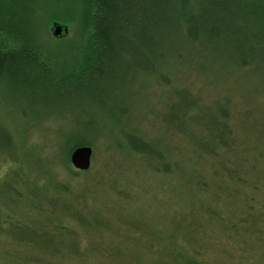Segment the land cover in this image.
I'll return each mask as SVG.
<instances>
[{"label": "trees", "instance_id": "obj_1", "mask_svg": "<svg viewBox=\"0 0 264 264\" xmlns=\"http://www.w3.org/2000/svg\"><path fill=\"white\" fill-rule=\"evenodd\" d=\"M72 1L76 7L71 11L78 10L77 23L85 42L82 49L53 62L31 45V30L42 11L39 9L45 7L43 0H0V82L27 87L34 94L31 102L37 108H45L42 110L47 114L55 111L66 114L74 106L83 115L94 116L87 121L78 120L74 127L69 122L71 131L59 140V148L65 153L60 152V162L68 165V154L78 146L95 148L94 133L107 136L112 132L113 140L121 136L114 141L121 150L132 154L134 161L145 163L155 173L175 174L176 168L200 165L191 157L173 155L152 143L140 135L132 120L123 122L130 116L125 90L130 96L136 95L134 88L145 77L169 85L168 73L174 72H170L173 63L187 56H209L212 62L221 63L219 58L226 55L229 58L226 64L234 67L264 68V0ZM57 17L66 19L65 11L58 12ZM68 37L69 33L57 38ZM185 51L190 54L185 55ZM140 73L144 74L141 78ZM256 73V76L263 75ZM184 104L190 105V101ZM22 113V117L29 115L27 110ZM223 129L232 133L231 123L225 121ZM213 137L214 134L211 139L216 144L204 159L212 169L216 165L228 168L227 174L232 177L239 175L242 167L264 164H259L260 160L264 161V140L255 149L257 152L251 154L249 147H240L236 157L229 158L225 153L224 161L216 164L220 151L226 147L225 140ZM20 143L0 124V148L10 153L12 160L5 167L0 163V264H66L65 260L71 256L86 264L91 257L84 241L91 245L95 237L90 234L100 231L102 226L107 229L110 226L98 222L97 208L90 206L84 197L80 205L79 199L75 204L70 195H62L70 187L58 180L51 158L40 156L35 163L31 159L26 170L21 158L24 147ZM73 171L89 174V170ZM211 173L219 174L215 170ZM228 175L221 181L232 180ZM237 181L250 184L241 176ZM199 182L203 191L211 187L206 180ZM245 201L249 209L248 199ZM219 222L226 229H240L222 216ZM132 224L135 227L130 230H135L137 223ZM140 229L144 235L127 237L126 231L120 239L134 241L129 246L148 247L153 237ZM191 235L189 231L181 234L188 241ZM179 236L174 234L169 239L178 241ZM197 238L201 242V237ZM169 239L159 238L165 246L151 251L156 256L152 263L204 264L199 258L200 252L186 250L176 242H173L176 246H171Z\"/></svg>", "mask_w": 264, "mask_h": 264}, {"label": "rangeland", "instance_id": "obj_2", "mask_svg": "<svg viewBox=\"0 0 264 264\" xmlns=\"http://www.w3.org/2000/svg\"><path fill=\"white\" fill-rule=\"evenodd\" d=\"M43 2L45 7L39 9L42 11L31 30V45L39 49L45 59L63 60L71 52L82 49L85 42L77 23L78 10L71 11L75 6L72 0ZM61 11H65L66 19L57 17ZM54 21L68 26V38L53 35L51 24ZM227 57L221 56L218 63L212 62L209 56H187L173 63L170 72H174L168 73L169 85L145 77L143 82L139 79L138 88H134L136 95L130 96L125 90L130 116L123 122L132 120L140 135L152 143L173 155L191 157L200 164L176 168L175 174L155 173L145 163L134 161L132 154L124 152L114 142L121 136H114L113 140L112 132L107 136L101 132L93 134L95 148L91 146L94 155L87 170L89 174L74 172L71 153L68 165L60 162L63 152L59 140L71 131L69 122L74 127L78 120L87 121L94 116L83 115L74 106L66 114L56 111L47 114L42 110L45 108H37L31 102L34 94L29 93L27 87L0 82V124L23 144L21 158L27 166L25 169L28 170L31 159L35 163L40 156L51 158L58 180L70 187L61 192L62 195H70L75 204L79 199L80 205L84 197L90 206L97 208L98 222L110 226L108 229L102 226L100 231L90 234L95 237L93 247L84 241L91 257L86 264H155L152 262L156 256H152L151 251L165 246L159 238L168 240L174 234L180 236L173 242L186 250L200 252L199 258L204 264H264V164L242 167L239 175L231 177L227 174L228 168L216 165L212 169L204 162L210 148L216 144L211 139L212 134L217 140H225L226 147L220 151L216 164L224 161L225 153L229 158L236 157L240 147H249L251 154L257 152L255 149L264 140V68L234 67L226 64ZM256 71L263 74L261 78L256 76ZM143 75L140 73L139 78ZM185 101H190V105L184 106ZM23 110H27V117H22ZM225 114H228L226 119ZM94 115L101 121L99 114ZM225 121L232 125L230 134L223 129ZM11 161L10 153L0 148V163L5 167ZM262 163L264 161L260 160L259 164ZM212 170L219 174L213 175ZM227 175L232 180L221 181ZM238 176L248 179L250 184L238 182ZM199 180L208 181L211 187L201 190ZM219 216L240 229H226L220 224ZM134 221L137 228L130 230L135 227ZM140 227L145 229L146 236L153 237L148 247L129 246L128 243L134 241L120 239L126 231L127 237L144 235ZM185 231L192 233L189 241L188 237L181 236ZM194 236L196 239L200 236L201 242L193 239ZM173 242L171 246H176ZM65 263L81 262L71 256Z\"/></svg>", "mask_w": 264, "mask_h": 264}, {"label": "water", "instance_id": "obj_3", "mask_svg": "<svg viewBox=\"0 0 264 264\" xmlns=\"http://www.w3.org/2000/svg\"><path fill=\"white\" fill-rule=\"evenodd\" d=\"M51 31L55 37H61L69 33L67 25L53 22ZM94 149L88 145H81L73 149L70 155V162L77 170H89L92 165Z\"/></svg>", "mask_w": 264, "mask_h": 264}]
</instances>
